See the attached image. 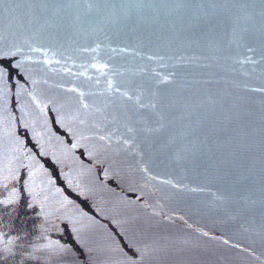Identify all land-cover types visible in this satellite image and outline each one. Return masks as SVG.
Segmentation results:
<instances>
[{"label":"water","instance_id":"obj_1","mask_svg":"<svg viewBox=\"0 0 264 264\" xmlns=\"http://www.w3.org/2000/svg\"><path fill=\"white\" fill-rule=\"evenodd\" d=\"M0 264H264V0H0Z\"/></svg>","mask_w":264,"mask_h":264}]
</instances>
